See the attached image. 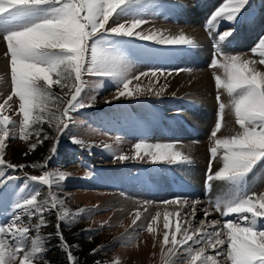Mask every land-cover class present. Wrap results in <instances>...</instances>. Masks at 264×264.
<instances>
[{"label":"snow or ice","instance_id":"snow-or-ice-1","mask_svg":"<svg viewBox=\"0 0 264 264\" xmlns=\"http://www.w3.org/2000/svg\"><path fill=\"white\" fill-rule=\"evenodd\" d=\"M147 3L148 0H0V38L6 43L4 55L9 60L12 84L11 94L0 102V207L12 208L10 218L0 221V264H34L37 259H43L45 246L39 232L42 227L48 226L45 214L50 212L56 213L54 234L59 237L69 264H78L77 257L73 255V246L67 243L61 231L60 222L71 224L85 210L74 214L63 210L64 200L52 191L54 183L58 185L70 174L49 170L43 171L42 175L25 173L24 187L17 190L13 182L19 177L6 173L8 170L14 173L17 169L25 168L47 169L49 162L58 154L61 136L74 122L72 113L92 106V103H85L81 99L87 84L85 76L110 79L117 89L115 99L145 94L160 97L167 87L165 83L156 88L160 77L166 81L173 71L177 75L184 71L154 67L132 75L129 61L133 56L192 55L198 47V42L183 32L179 36H171L160 30H144L142 26L149 21L139 13ZM249 4L250 0H226L204 22L213 53L208 67L224 69L225 72L223 79L220 75L214 76L218 107L217 119L209 133L213 146L209 149L205 185L211 191L213 182H223L234 196L209 201V206L222 217L232 216L223 224L219 220L207 224L201 220L199 227L192 228L188 220H180V213L177 212L173 229L169 219L172 213H165L163 245L170 247H167L166 252L162 247V254L175 256L180 253L183 256L186 253L188 264H221L218 257H223L228 264H264V191L257 193L247 186L249 175L264 162V70L256 66H264V37L251 49L254 55L257 54V48L260 49L258 59H247L242 54L229 51L231 38L236 31L235 25L239 22L242 10ZM171 6L180 10L187 7L177 0H173ZM125 16L132 18L121 22ZM221 22H228L230 26L219 30ZM136 41L149 46L137 45ZM161 49L167 51L162 52ZM142 77L149 78L147 88L141 87L139 83L130 88L133 81H140ZM152 78H155L154 83ZM53 85L60 86L61 91L67 89L65 95L71 93V98L65 101L53 93ZM221 90L231 97L230 105L224 103ZM13 97L18 98V110L13 109L10 103ZM95 99L93 96L91 101ZM52 100L57 102L58 109L60 105L66 106L58 112H46ZM228 107L234 112L240 131L220 137L218 134L222 130L224 112ZM9 111L22 116L18 125L7 114ZM44 123L54 129L55 135L49 136L45 132L41 138L42 129L38 128L35 142L29 145V151H34L45 141L52 142L49 155L42 164L17 165L5 159V148L10 140L19 138L27 141L33 135L29 131L30 127ZM10 126L17 127L18 135ZM72 142L91 154V146L83 140L73 139ZM220 149H223L222 153ZM134 150L132 157L114 154L113 159L143 161L144 157H149V163L169 165L191 162V157L177 149L175 143L141 140L134 144ZM218 156L222 167L214 169ZM28 182H32L30 191L20 196L19 192L29 188ZM44 187L49 190L47 197L38 199ZM143 203L153 202L145 200ZM159 203L184 206L189 201L186 197H174ZM192 214L195 215V207L192 208ZM160 215L157 212L143 230L155 233L154 225ZM210 215L205 209V220ZM24 217L28 218V224H25ZM33 217L38 222L33 224ZM139 219L140 213L137 212L136 220ZM182 227L183 234L178 239ZM33 231L36 233L34 238L30 235ZM52 235L49 234V239ZM209 248L215 251V256L206 254ZM98 251L93 249L92 254Z\"/></svg>","mask_w":264,"mask_h":264},{"label":"rangeland","instance_id":"rangeland-1","mask_svg":"<svg viewBox=\"0 0 264 264\" xmlns=\"http://www.w3.org/2000/svg\"><path fill=\"white\" fill-rule=\"evenodd\" d=\"M215 1L216 0H208V4L205 5L211 7ZM261 1L262 0H250V4L244 9V11L246 10L245 14L259 11L257 16L259 25L264 24V22L260 21L261 17H259L260 12H263L262 16L264 15V0L262 1L261 7L263 11L260 9L261 5H259ZM184 2H189V5L185 4L187 7L184 10V13H187L189 17L191 11L190 4L195 5L196 3L194 0ZM155 4L156 0H148V3L140 10L139 14L147 20L150 17L162 15V5ZM207 11H204L203 15ZM131 18V16L122 17L121 22ZM200 20L201 16L199 18V21ZM151 22L154 24L167 23L158 19H152ZM109 23L111 24V21ZM202 23H204V20ZM202 23H200L201 26ZM170 25L172 26L169 28L170 30H174L175 28L173 27L179 26V28L175 29V35L183 32L181 28L184 25L181 21L175 25ZM142 27L144 28V26ZM165 29L168 28L165 27ZM239 30L240 31L237 32L238 34L235 33L236 35L231 38V42H236V45H243L249 43L251 35L255 34L258 30V26L247 31L246 26L242 25ZM262 30H264V26ZM261 31L257 33L245 47L238 48L237 45L235 46L237 49H234L235 47L229 49H234L233 51L236 52V54H242L244 57L258 59L260 49L257 48L256 55L251 52V49L257 45L255 41L261 34ZM240 34H244V36L239 37ZM237 37L239 39L238 41ZM194 39L196 40V38ZM0 40V58L5 59L6 63V69L4 71L0 70V102H2L7 95L11 94L12 84L9 60L8 57L4 55L6 43L3 42L2 38H0ZM198 40L196 41L200 43ZM135 43L143 47L149 46L145 42L136 41ZM196 54L197 57H203L201 51H198ZM160 61L161 58L159 55L147 58H137L133 56L129 61L132 66V75L157 67V64L160 65ZM206 63L207 61L203 62V67ZM185 65L188 66L187 64ZM166 66L165 64V69H177V67L174 66ZM256 66L264 70V66ZM202 70L204 71L207 69L184 70L179 74H185L186 77L190 79L189 76L192 77L193 74H199L198 72ZM208 75L212 81V93L208 94V96L214 101L213 106H210L209 102L207 105L206 100L196 96L195 87L183 91L184 93L176 88V90L173 89L174 91L170 93L167 88L169 86V81L174 80L175 77L177 80L179 76L175 71H173L172 76L167 77L166 81L164 77H160V82L156 84V88L164 86L165 83L167 84L165 92L160 97L145 94L133 98L122 97L120 99H115L114 97L117 95V89L110 79L85 76L84 79L87 84L84 92L81 94V99H83L85 103H92V106L72 113L74 122L70 123L69 129L61 136L58 154L49 162L47 169L39 167L25 168L23 170L17 169L14 173L12 170H8L6 175L12 174L19 177V179L13 182L17 190L24 187L25 173L28 175H42L43 171L49 170L63 171L70 174L64 181L59 182L58 185L54 183L52 191L64 200L63 210H67L70 214L78 213L81 209L85 210L82 214L76 216L74 222L71 224L60 222L61 231L67 243L73 246V255L77 257L78 264H83L81 261H83L82 259L85 255V261H88L89 264H166V262H168V264H188L186 253L183 256H181L180 253H177L175 256L171 254L164 256L162 254V247L165 252L167 251V247H170V245H163V234L164 231H166L163 228V224L157 223L154 225V227H156L155 233H148L143 229H145L151 219L155 217V207H173L172 205L168 206L159 202L174 197H186L189 201L188 204H192L203 196L196 193L189 196L183 192L184 189L186 191L188 190L186 187L182 189V182H186L183 177V172L190 171V165L188 163L171 165L164 163L152 164L148 162L149 157H144L143 161L139 159L118 161L113 159V155L124 154L129 157L134 156V144L141 140H147L150 143H175L177 148L184 146L185 143H192L193 146L204 143L201 147L204 148L205 146L207 149V153L209 154L208 163L210 156L209 147H212L210 146V144L212 145V141L209 138V133L216 120L214 118H217L218 107L215 99L217 89L214 76L220 75L223 79L225 78V73L208 72ZM152 81L154 83L155 78H152ZM137 83H139L141 87L147 88L149 86V78L142 77L140 81H133L130 88H134ZM51 91L61 96L65 101L71 98V93L65 95L67 89L61 91L58 85H53ZM221 93L224 103L230 105L231 97L224 90H221ZM169 94L173 95L168 96ZM93 96L96 97L94 102L91 101ZM176 98L181 101H185V99L192 100V104L189 105L188 110L185 111L182 109L181 103L174 101ZM106 101L111 102L107 103ZM10 103H12L13 109L18 110V98L13 97V101ZM64 106H66V104L60 105L58 109L57 102L52 100L48 103L46 112H58V110L62 109ZM177 113H179V115H177ZM7 114L12 116L17 125L22 119V116H17L14 111H9ZM233 114L234 112L231 110V107H228L225 109L224 118H230ZM46 119L47 116H45V120ZM197 119H201V121L205 122L204 129L200 128L199 124L202 122H199ZM188 126L197 133L192 134ZM10 127L13 129V132L18 135L17 127ZM38 128L42 129L41 138L45 132L49 136L55 135L54 129L48 123L42 125L33 124L29 129L33 135H31L27 141L17 138L8 142V146L5 148V159L17 165L42 164L49 155V148L52 142L45 141L43 144L38 145L34 151H29L30 143L36 140L35 131ZM223 129L222 127L218 135L220 137L229 136L230 133L228 134V132ZM73 139L83 140L90 145L91 154L82 149L79 145L73 143ZM194 140L197 142H193ZM207 141L210 142L208 143ZM105 145L109 147L105 148ZM26 152L28 153L27 155H25ZM220 152L222 153L223 149H220ZM219 161L220 158L218 156L217 162H214L215 168L222 167V162ZM262 166L264 167V162L258 165V168L250 174L247 183L248 188L257 193L261 192V190L264 191V168L260 169ZM206 169L207 164L204 175L202 178H199L202 180H199L200 185H203V181L205 184ZM255 173H257L255 180H251ZM157 181H159L161 185H158L159 183ZM188 182L193 184L190 178H188ZM218 182L219 181H216L214 183L219 187L213 184L212 188H215V190L219 188L221 192L227 191L228 188L225 184L223 182ZM28 183L29 188H25L22 192H19L20 196L27 195L30 191L32 182ZM174 183L179 184L175 187L173 185ZM193 185L194 189H198L195 184ZM48 191L47 187H44L38 199L47 197ZM214 193L216 192L212 191L211 196H213ZM222 196H225L224 200L226 198L230 199L234 196V193H227V195L224 194ZM218 197L219 195L216 194L215 198L217 199ZM202 199L205 200L206 205L202 206V210L208 209L209 202L204 196ZM145 200L152 201L153 203L144 204L143 201ZM194 206L196 205L192 204V207ZM187 210L189 209L186 208V211ZM200 210L201 208H199V211ZM11 212L12 208L10 206L0 207V221L8 220L11 216ZM137 212L140 213L139 220H136ZM188 214V211L182 213L179 218L182 222L188 220L192 223V228L199 227V222L201 220L205 221L204 213L202 214V212L201 216L197 217L198 219L196 218V220L192 222V216ZM216 214L217 217L209 218L207 222L219 220L221 224H223L226 219H232L231 215L226 218L221 217L220 219L221 215L218 216V212H216ZM45 218L48 222V226L42 227L39 232L40 237H42L44 241L45 252L42 254L43 259H37L34 264H50L48 253H52L51 255H53V253L55 254L57 251L63 254V259H66V263L69 264L67 255L65 251H63V245L60 243L59 237L54 234L56 231L55 225L57 223L56 213H46ZM23 219L25 224H28V218L24 217ZM134 220H136L135 224L133 223ZM36 222H38L37 218L33 217L32 223L34 224ZM184 227H187V225H184ZM172 228L174 229V226H172ZM192 228H189V231H192ZM50 233L53 235L49 239ZM182 234L183 227L181 234H178L177 238H181L180 235ZM30 235L34 238L36 233L33 231ZM225 247H227V245H225ZM93 249H99V251L93 255ZM206 254L215 256V251L209 248ZM218 259L221 261V264H228L223 257H218Z\"/></svg>","mask_w":264,"mask_h":264},{"label":"bare ground","instance_id":"bare-ground-1","mask_svg":"<svg viewBox=\"0 0 264 264\" xmlns=\"http://www.w3.org/2000/svg\"><path fill=\"white\" fill-rule=\"evenodd\" d=\"M177 1H179L181 3H184V4H187V3L190 2V1L187 2V3L184 2L186 0H177ZM190 7H191V11L189 13V15H190L189 17L190 18L188 17V14L186 13V24H188V25H184L181 29H182L183 33L186 36L196 38V40L199 39L198 40V41H200L199 44H205L206 43V38L204 36L203 30H201L202 27L200 28L201 24H200L199 18L201 16V19H202V16H203L204 11L209 10L210 7H209V5H204L202 8H200L198 5H191V4H190ZM261 10H262V8H261ZM262 14H263V12L262 13L260 12L259 17H261V20L260 21L264 22V15L262 16ZM202 25H203V23H202ZM165 27H167L168 29H165ZM171 27L172 26L170 25V23L169 24H167V23L166 24H162V23H156V24H154L150 20L148 24L144 25V28L143 29H145V30L155 29V30H160V31L164 32L166 35L179 36L180 34L175 35V31H176L175 29L176 28H179V26L173 27V28H175L174 30H172V29L170 30L169 28H171ZM180 27H181V25H180ZM239 31H240L239 29H236V33L239 32ZM0 42H1V40H0ZM237 45H239V44H237ZM201 58L198 57V59H201ZM5 69H6L5 59L0 58V70L1 71H4ZM198 73L199 74H196V75L193 74L192 77L189 76L190 79L188 77H186L185 74H182V75L181 74H178L179 75L178 76V79L176 80V77H175V79L173 78L174 80H170L169 83H168L169 86L167 88L170 91V93L174 91L173 89L176 90V88H177V90H179V91L181 90V92L184 93L183 91H185L187 89H190L192 87H195L196 96L198 98H201V99L206 100L207 101V103H206L207 105H208V102H209L210 103V106H213L214 101L211 100V98L208 96V94L212 93V81L210 80V77L208 75V71L207 70H204V71L202 70L201 72H198ZM170 95H173V94H169L168 96H170ZM177 95H179V94H177ZM190 119H192V118H190ZM197 120L199 122H202L199 125H200V128L204 129L205 128V122L201 121V119H197ZM207 123H209V122H207ZM223 128H224L223 130L226 131V132H228V134L230 133L229 136L234 135L239 130L235 125H233V124L230 123L229 117H225L224 118ZM202 144H204V143H201V145ZM201 145L199 144L197 146H195V145L193 146L192 143H187V144L185 143L184 146H180V147L177 148V149L181 150L185 155H189L191 157V162L188 163L190 165V171L183 172V177L186 180V182H184V183L187 184L188 187L190 186L192 189H188L189 191L188 190L186 191L184 189L183 192L186 193L189 196H192L194 193L199 194V195H203L207 199L208 202L210 200L211 201H215L216 200V198H215L216 197V194H218L219 197H220V198L218 197L217 199L224 200V197L225 196L223 197L222 195H224V194L227 195V193H230L228 189L225 192L224 191L223 192L219 191V188H217V190H215V188H212L211 191H209L207 189L206 185L204 184V181H203V185H200L199 184V180H201L199 178L200 177L202 178V176L204 175V171H205V168H206V164H208L207 163V160H208V155H209L207 153L206 147L204 146V148H203V147H201ZM209 149H210V147H209ZM209 159H210V156H209ZM215 167H214V169H215ZM256 174L257 173L254 174V176L252 177L251 180H255V175ZM170 176H171V173H170ZM188 178H190L192 180L193 184H195V186H197L198 189H194V185L191 182H188ZM157 182L159 183V181H157ZM218 183H220V182H218ZM177 184H179V183H177ZM177 184L174 183L173 185L176 187ZM213 184L216 185V183H214V182H213ZM158 185H161V184L159 183ZM216 187H219V186L216 185ZM183 188H184V186L182 184V189ZM178 191H180V190H178ZM206 191H208V192H206ZM212 191L213 192H216V193H214L215 195L213 194V196H211ZM203 196H201L200 199L197 200V201H199V203H195L196 206H194L195 207V215L194 216L192 214V208H193L192 207V204L194 205V203L187 204V205H184V206H181V205H172L173 206V207L171 206L172 208L155 207L154 209H156L155 210L156 213L159 212L161 214L160 215V219H159V221L157 223L163 224L165 213H172V216H170L169 219L172 221V226L175 227V222H176V219H177V217H176L175 214L177 212H179L180 215H181L182 213H186L187 211L190 214V216H192V219L190 218L191 219V222L193 220L195 221L197 217H200L201 216V212H202V214L204 213V210H202V208H203L202 206H206V205H205V200L202 199ZM208 207L209 208L207 209V211L210 212L211 215L204 221L205 224L208 223L207 221L209 220V218L217 217V214H216L215 209L213 207H211V206H208ZM183 208H185V209H183ZM186 208H188L189 210L186 211ZM199 208H201L200 211H199ZM156 213L154 215H156ZM218 216H220V213L219 212H218ZM221 217L222 216H220V219H221ZM222 218H224V217H222ZM196 222H194V223H196Z\"/></svg>","mask_w":264,"mask_h":264},{"label":"trees","instance_id":"trees-1","mask_svg":"<svg viewBox=\"0 0 264 264\" xmlns=\"http://www.w3.org/2000/svg\"><path fill=\"white\" fill-rule=\"evenodd\" d=\"M52 254V253H51ZM50 253H48V258H49V263L50 264H67L66 263V259H63V254H61L60 252L57 251V253H53V255H51ZM86 255L83 257V261H81L83 264H89L88 261H85Z\"/></svg>","mask_w":264,"mask_h":264},{"label":"crops","instance_id":"crops-1","mask_svg":"<svg viewBox=\"0 0 264 264\" xmlns=\"http://www.w3.org/2000/svg\"><path fill=\"white\" fill-rule=\"evenodd\" d=\"M170 24L174 25L173 23H170Z\"/></svg>","mask_w":264,"mask_h":264}]
</instances>
